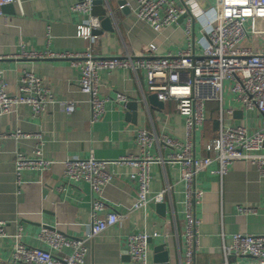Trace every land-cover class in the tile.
<instances>
[{
    "label": "crops",
    "instance_id": "obj_1",
    "mask_svg": "<svg viewBox=\"0 0 264 264\" xmlns=\"http://www.w3.org/2000/svg\"><path fill=\"white\" fill-rule=\"evenodd\" d=\"M80 0H21L13 7L3 8L0 15V56L11 57L21 48L38 52H84L89 49L94 55L124 56L126 53L140 54L151 43L158 47V55H167L186 48L187 35L184 19L161 32H156L147 22L136 19L126 7L119 9L115 2L112 18L113 31L103 32L90 40L78 36V27L84 17L73 12L71 6ZM137 7L138 0H127ZM210 2L215 0H208ZM93 16V15H92ZM98 18V17H97ZM199 26L194 25L196 37ZM48 28L51 35L48 36ZM97 29V30H98ZM200 33V31H199ZM244 45L260 52L264 45V34L250 33ZM8 92L15 94L24 71L39 75L44 85L57 100H72L77 103L72 113L61 111L58 104L50 105L45 112L35 117L30 108L20 106L15 113L0 116V133L22 130L40 134L41 138H8L0 147V221L4 222L5 236L0 238V264L9 258L16 243V234L22 227L21 241L27 246L46 248L39 240L43 227L57 228L70 237L88 238L91 232V203L96 196L87 182L69 183L64 177V162L70 157L87 158L94 155L101 160H117L124 156L140 155L136 144V132L144 128L158 134H167L184 141L185 118L178 113L176 102L167 100L161 106L152 104L142 75L130 69L101 71L99 89L103 96L116 97L125 94L128 102L138 101L136 118L130 108L110 100L105 112L92 121L89 95L78 86L79 70L68 59L1 61ZM232 109L225 112L224 122L232 126H247L259 130L264 114L257 109H247L226 91L222 104L209 102L206 105L207 125L203 132L195 134V156L207 155L203 141L218 136L220 107ZM42 143V156L52 160V169L45 174L39 171H24L21 188L16 183V152L33 156V150ZM164 154L168 150H164ZM217 162L199 173L196 185L204 191L197 206V218L201 221L200 250L196 264H219L224 261L222 245H229L237 232L264 236V177L257 166L249 161L238 160L229 166L223 177L214 173ZM110 171L118 174L104 187L100 199L113 210L125 215L119 222L93 240L86 242L87 264H136L125 255L128 234L146 230L158 232L150 242V262L154 264L155 248L165 244L169 253V264H181L185 246V193L180 182L179 165L152 164L151 191L165 190L164 208L150 204L146 211L133 210L136 200V184L130 179L134 170L127 164H110ZM238 206L255 208V213H239ZM230 264H258L254 257H229Z\"/></svg>",
    "mask_w": 264,
    "mask_h": 264
},
{
    "label": "built area",
    "instance_id": "obj_2",
    "mask_svg": "<svg viewBox=\"0 0 264 264\" xmlns=\"http://www.w3.org/2000/svg\"><path fill=\"white\" fill-rule=\"evenodd\" d=\"M94 0H80L71 6V10L82 14V24L78 27V36L94 39V30L100 28V21L92 16ZM21 4V0H0V15L9 4ZM128 7L134 17L147 22L156 32L163 31L185 16L187 46L167 55L157 54V45L151 43L140 54L126 53L124 56L109 55L98 57L89 49L84 52H38L21 48L11 56H0V116L17 112L20 106L30 108L37 117L52 104H58L61 111L72 113L76 110L75 101L57 100L43 79L30 71H24L19 79L15 94L8 92L1 61L6 58L16 60L68 59L79 70L78 86L89 95L92 108V121H96L106 110L108 101L126 105L128 97L118 93L116 97L103 96L99 89L101 71L130 69L136 75H142L147 92L157 94L162 102H176V109L185 118L186 138L184 141L158 134L144 128L137 129L136 144L140 155H129L117 160H101L94 155L87 158L70 157L63 163L64 177L69 183L87 182L94 194L91 203V232L88 238L70 237L57 228L43 227L39 240L46 248L27 246L21 241L22 227L19 228L9 258L4 264H87L86 242L93 240L109 227L126 219L117 211H107V205L100 199L104 187L118 174L110 171V164H127L134 170L130 179L136 184V200L133 210L146 211L150 204L165 201V190L151 191V166L179 165L180 182L185 193V229L183 245L184 258L181 264H196L200 250L197 206L204 191L197 187V175L217 162L218 169L213 171L223 177L229 166L238 160L255 164L264 177V121L259 130L247 126H232L224 122L225 112L220 107V128L218 136L203 141V150L207 155L195 156V134L203 132L207 120L206 105L209 102L222 104L223 94L230 91L234 98L247 109H257L264 114V45L260 52H254L244 45L249 32L264 34V0H138L137 7L119 5L122 10ZM198 24L201 36H195L193 28ZM51 35L48 28V36ZM41 138L40 134H31L16 130L0 133V147L8 138ZM42 143L28 157L19 151L15 156L16 183L21 188L24 171L48 173L55 162L42 156ZM164 150H168L164 154ZM239 213H255L256 209L238 206ZM5 223L0 221V238L5 236ZM158 232L149 234L146 230L137 234H128L124 254L136 264H151L149 240L158 236ZM224 261L230 264L229 257L250 256L264 264V236L237 232L229 245H222Z\"/></svg>",
    "mask_w": 264,
    "mask_h": 264
},
{
    "label": "water",
    "instance_id": "obj_3",
    "mask_svg": "<svg viewBox=\"0 0 264 264\" xmlns=\"http://www.w3.org/2000/svg\"><path fill=\"white\" fill-rule=\"evenodd\" d=\"M115 2L118 5H122L126 3V0H94L93 1V8H92V15L95 17H98L99 21L101 22V25L103 27V30L107 31H113L112 28V18L115 13ZM14 4H9L4 6V8H10L13 7ZM125 9V8H124ZM122 9V10H124ZM185 16L181 17V19H184ZM102 30H94L93 34L98 35L101 34ZM149 102L152 104L161 106L162 101L158 99L157 94H151L148 96ZM128 108L133 111V118H136V112L138 109V101L135 99H131L127 103ZM158 207L164 208V204H158ZM151 242V239L149 240V244ZM155 259L154 264H169V253L168 250L165 248V244H160L156 246L155 248Z\"/></svg>",
    "mask_w": 264,
    "mask_h": 264
},
{
    "label": "rangeland",
    "instance_id": "obj_4",
    "mask_svg": "<svg viewBox=\"0 0 264 264\" xmlns=\"http://www.w3.org/2000/svg\"><path fill=\"white\" fill-rule=\"evenodd\" d=\"M208 2L210 3V1H208ZM211 4L214 5V1H212ZM196 25L198 26V24H196ZM196 30H197V36H199L200 33H199V31H198V27L196 28Z\"/></svg>",
    "mask_w": 264,
    "mask_h": 264
},
{
    "label": "trees",
    "instance_id": "obj_5",
    "mask_svg": "<svg viewBox=\"0 0 264 264\" xmlns=\"http://www.w3.org/2000/svg\"><path fill=\"white\" fill-rule=\"evenodd\" d=\"M206 125H207V120H206V122H205L204 128L206 127Z\"/></svg>",
    "mask_w": 264,
    "mask_h": 264
}]
</instances>
